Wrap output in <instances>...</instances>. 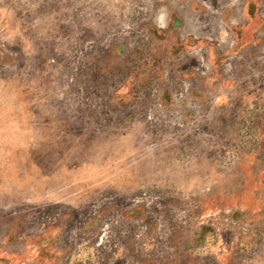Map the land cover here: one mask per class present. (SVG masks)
<instances>
[{"label": "rangeland", "instance_id": "1", "mask_svg": "<svg viewBox=\"0 0 264 264\" xmlns=\"http://www.w3.org/2000/svg\"><path fill=\"white\" fill-rule=\"evenodd\" d=\"M145 2L0 0V264H264V37L221 79Z\"/></svg>", "mask_w": 264, "mask_h": 264}, {"label": "crops", "instance_id": "2", "mask_svg": "<svg viewBox=\"0 0 264 264\" xmlns=\"http://www.w3.org/2000/svg\"><path fill=\"white\" fill-rule=\"evenodd\" d=\"M254 2L255 0H146L145 5L146 16L151 19L147 22L161 27L159 32L173 34V38L183 42H202L200 45L195 42L194 46H188L192 51L201 48L203 61L198 64L201 73L221 71L223 74L219 78L229 80L228 74L224 72V67L230 62L227 58L248 55L249 41L255 36L258 40L264 37V18L260 17L259 11L254 10ZM203 8H211V14L216 17L213 25L205 31L197 27V24L204 22L200 18ZM225 37L232 38L233 44L226 46L216 42ZM196 46L199 48H193Z\"/></svg>", "mask_w": 264, "mask_h": 264}]
</instances>
